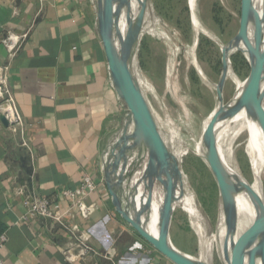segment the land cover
<instances>
[{
	"label": "crops",
	"instance_id": "0c3cea01",
	"mask_svg": "<svg viewBox=\"0 0 264 264\" xmlns=\"http://www.w3.org/2000/svg\"><path fill=\"white\" fill-rule=\"evenodd\" d=\"M8 32L26 35L11 60L2 44ZM0 55L30 124L25 147L20 134L0 119V234L8 235L4 264H113L102 255L69 261L66 230L50 220L23 219L27 207L19 187L65 211L73 206L68 192L85 174L98 183L89 202H98L99 209L88 219L75 210L73 221L91 231L94 248L116 262L174 264L120 216L104 179L109 133L123 114V101L110 76L95 0H0Z\"/></svg>",
	"mask_w": 264,
	"mask_h": 264
},
{
	"label": "rangeland",
	"instance_id": "374dc122",
	"mask_svg": "<svg viewBox=\"0 0 264 264\" xmlns=\"http://www.w3.org/2000/svg\"><path fill=\"white\" fill-rule=\"evenodd\" d=\"M188 1L149 0L132 69L153 85L154 95L145 93V97L167 146L174 153L175 146L183 151L178 157L174 155L182 171V182L177 190L179 203L173 211L170 239L176 248L201 258L194 224L200 222L208 231L215 230L221 193L208 163L197 156L195 150L201 142L204 119L218 106L217 90L210 82L218 84L222 73V47L239 31L241 0H197L195 13L199 29L192 23ZM136 14L137 11L132 10V16ZM194 61L201 65L210 82L200 75ZM171 65H175V95L166 89L164 83ZM230 65L235 75L226 79L223 89L225 104L238 92L237 83L246 81L251 71V62L241 51L230 54ZM128 112L123 102V114L111 126L105 159L111 155ZM218 143L234 168L252 181L246 152L247 134L230 125L218 138ZM145 165L146 160L139 170L142 171ZM144 187L140 185V189ZM155 187L163 189L158 182ZM128 194L132 195L133 189ZM211 248L209 262L224 264L216 246Z\"/></svg>",
	"mask_w": 264,
	"mask_h": 264
},
{
	"label": "water",
	"instance_id": "95a60500",
	"mask_svg": "<svg viewBox=\"0 0 264 264\" xmlns=\"http://www.w3.org/2000/svg\"><path fill=\"white\" fill-rule=\"evenodd\" d=\"M95 2L98 32L104 46L110 76L119 98L129 110L122 131L112 146L111 155L103 165L104 179L112 197V203L122 218L144 240L174 264H208L176 248L170 239V227L178 201L177 190L179 185L181 186L182 171L158 128L150 105L132 69V59L142 33L149 0L140 2L139 11L133 19L129 14L130 0H95ZM125 9L128 13V28L123 36L119 29V19L121 12ZM250 25H253L252 36H249ZM240 44L245 45L247 49L251 60V71L238 103L229 108L228 103L226 105L221 103L224 102L223 89L228 72L231 70L230 54L240 51ZM263 79L264 49L258 13L253 0H241L239 31L231 42L222 47V73L217 85V99L222 105L214 112L204 132V141L207 146L206 158L222 195L230 229L234 227L233 197L236 187L241 184L237 180L235 183L233 180L230 181L227 176L218 148L216 124L224 115L245 106L257 115L264 129V106L262 94L259 91L260 82ZM1 120L8 125L4 116ZM145 160V168L140 173L139 168ZM121 161L122 164H120ZM126 166L129 167V171L126 170ZM25 171L31 174V170ZM132 177L136 178L135 181H130ZM142 180H145L143 186L148 192L145 208L152 202L154 183L158 182L164 188L165 199L161 209L158 237L146 230L141 223L140 213L136 210L134 196L138 193ZM245 187L251 193L250 189ZM130 189H133L132 195L128 194ZM141 214H143L142 211ZM260 232L262 233L260 242L256 246L251 245L254 237ZM247 254L250 257V264H257L258 256L264 257V213L259 215L253 227L239 244L235 252L234 264H243ZM226 258L228 259L227 253Z\"/></svg>",
	"mask_w": 264,
	"mask_h": 264
},
{
	"label": "bare ground",
	"instance_id": "6f19581e",
	"mask_svg": "<svg viewBox=\"0 0 264 264\" xmlns=\"http://www.w3.org/2000/svg\"><path fill=\"white\" fill-rule=\"evenodd\" d=\"M141 1L142 0H130L129 14L132 17V19L137 15L136 14L135 16H132V10H135L138 13ZM196 3L197 0L188 1L189 8L191 10L192 23L194 27L197 28L198 21L195 13ZM253 5L258 13L259 22L261 25L262 48L264 49V0H253ZM252 26L253 25H250L249 36H252L251 35ZM127 28H128V13L127 10L125 9L121 12L119 19V29L123 36H125L127 32ZM118 46L120 47V44H118ZM240 47H241L240 51L243 52L246 55V57H248L250 60L245 45L240 44ZM194 62H195V67L197 71L200 73V75L205 80L209 81V78L204 73L201 65L197 61ZM174 68L175 65H171L168 67L167 74L164 80L166 89L169 92H171L172 95H175L177 90L174 85V79H175ZM134 73L137 78L139 86L141 87V89H143L144 96L145 93L154 95L153 85L150 84V82H147L144 76L140 75V73H138L137 71H135ZM234 75L235 74L231 68V70L228 72L227 78L229 77L232 78V76L234 77ZM210 83L217 90L218 84H213L212 82ZM245 84L246 81H244L243 83H237V87L239 89L236 95L233 97V99L228 103L229 108L230 107L232 108L238 103V100L241 97ZM259 91L262 94V102L264 106V79L262 80V82H260ZM221 103L223 105H226L224 102ZM221 103L220 101H218V106L215 109V111L222 105ZM214 112H212L209 116H207L204 119L202 125V131H201V140H200L201 142L196 145V150H195V154L199 157H202L207 163H208V160L206 158L207 146L204 141V132L210 120L212 119ZM230 125L236 126L238 132H244L247 134L246 152L249 157L252 181L246 178V176H243L238 170L234 168V166L230 162V159L228 160V158L222 151L220 144L218 143V138L221 136V134L224 131L228 130ZM216 130H217L218 148L223 164L225 166L227 176L229 177L230 181L233 180V182L235 183L236 182L235 180H237L241 184V186L236 187L235 189L236 191L233 197L234 227L232 229L229 228L227 221V210L221 195L219 217L217 223L215 224V230L213 232L208 231L204 227V225L200 222L194 224V228L199 237L198 243L201 251L200 259L202 261L211 264L209 262V250L212 249L211 247L216 246V250L221 261L224 264H234L235 252L239 244L241 243L245 235L248 233V231L253 227L259 215L264 213V129L257 115L249 111L245 106H241L237 108L233 113L221 117L216 124ZM179 149L180 148L178 146H175L174 148L175 153L172 151V153L176 157H178L180 153H183V151ZM120 164H122V161ZM126 170L129 171V167L126 166ZM135 179L136 178L132 177L130 181H135ZM144 181L142 180L141 182L142 185L145 183ZM125 183H127V181H125ZM245 186H247L250 189L251 193L246 190ZM147 196H148V192H146L145 189L139 188L138 193L134 196L136 210L139 211L141 217V223L146 228V230L150 232V234H152L153 236L158 237L160 222H161L160 220L161 209L163 207L164 199H165L164 188L158 190L155 187V183H154L152 190V202L150 203L149 207L145 208L144 206L146 205ZM177 203L179 202L177 201ZM141 211L143 212V214H141ZM261 237H262V233L260 232L254 237L251 245L256 246V244L260 242ZM226 253L228 255V259L226 258ZM256 263L264 264V257L258 256ZM243 264H250V257L248 254L244 258Z\"/></svg>",
	"mask_w": 264,
	"mask_h": 264
},
{
	"label": "built area",
	"instance_id": "2783aa9c",
	"mask_svg": "<svg viewBox=\"0 0 264 264\" xmlns=\"http://www.w3.org/2000/svg\"><path fill=\"white\" fill-rule=\"evenodd\" d=\"M25 37V34L18 36L8 32L2 39V44L7 50V57L9 60L16 56L23 41L25 40ZM9 70V64H4L0 55V119L4 116L7 119L8 126L12 132L20 134L22 139L21 145L29 147L25 135L30 124L27 123L18 107L10 84ZM105 162L106 159H104V163ZM143 168H145V166ZM142 172L143 169L140 173ZM97 189L98 183L89 174H85L77 187L68 192V195L73 200V206L65 211L58 207L53 208L48 198L26 192L24 187H19L17 189V193L24 195V202L27 207V211L23 216V219L50 220L68 232L69 239L66 244L64 254L69 261H73L76 258L102 255L103 257L113 261V264H126L114 261L113 256L110 253L100 254V252L96 250L92 244L93 234L91 231L81 229L80 226L73 221L75 210H77L80 216L84 219L90 218L98 211V202H89L90 195ZM7 241V233H1L0 264H4L2 250L6 246ZM75 250H78L77 254L72 253ZM149 252H152V250Z\"/></svg>",
	"mask_w": 264,
	"mask_h": 264
}]
</instances>
